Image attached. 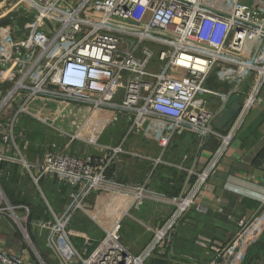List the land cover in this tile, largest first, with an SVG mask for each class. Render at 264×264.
<instances>
[{"label": "built area", "instance_id": "obj_1", "mask_svg": "<svg viewBox=\"0 0 264 264\" xmlns=\"http://www.w3.org/2000/svg\"><path fill=\"white\" fill-rule=\"evenodd\" d=\"M5 20L9 22L0 25V114L10 112L13 117L0 126V163L15 162L28 172L35 167V185L54 176L77 188L71 195L73 209L60 218L53 215V223L40 221L38 228L49 234L66 264H147L163 254L233 135L219 136L210 128L213 113L205 96L226 98L206 88L208 76L219 69L232 94L244 96L236 125L264 85V0H0V22ZM36 100L59 104L58 114L64 106L87 113L69 135L29 110ZM107 112L112 115L105 123L116 122L121 112L130 129L150 121L163 124L164 144L175 130L188 129L218 137L220 145L202 172L189 173L195 180L179 200L156 198L144 186H119L116 177L107 178L105 170L122 152L119 147H103L105 153L97 158L46 152L31 165L14 140L17 117L27 115L66 135L68 148L85 141L82 131L103 123ZM94 192H112L118 202L130 201L109 228L98 226L102 238L93 245L94 240L68 231L67 225L77 210L84 213L82 204ZM0 200L5 204L0 214L17 222L15 208L1 189ZM147 200L164 202L173 210L158 228L146 226L151 239L135 255L123 243L122 228L133 209ZM117 201L112 211L121 206ZM87 217L93 219L89 213ZM235 224L229 242L209 247L208 264H233L264 231V196L257 212ZM71 237L84 240L80 249ZM0 264L26 263L21 255L0 251Z\"/></svg>", "mask_w": 264, "mask_h": 264}, {"label": "crops", "instance_id": "obj_2", "mask_svg": "<svg viewBox=\"0 0 264 264\" xmlns=\"http://www.w3.org/2000/svg\"><path fill=\"white\" fill-rule=\"evenodd\" d=\"M206 88L226 98L225 101L215 95L205 96L213 113L211 130L219 136H227L232 132L233 135L215 171L195 197V205L181 217L173 232L171 242L166 245L167 247L165 246L166 251L157 255L156 259L161 261L208 264L211 259L209 247L211 245L223 246L229 242L236 232V220L241 217H250L257 212L264 196V85L257 96L255 105L238 125L235 123L243 106L244 96L232 94L230 86L222 82L218 69L213 70L208 76ZM105 115V117L102 116L103 123L82 131L80 136L85 141L74 142L75 147L82 145L92 149V153L85 155L91 158L101 157L105 153L103 147L109 149L119 147L122 152L114 155L109 164L114 165V177L123 181V183H118L119 186H144L145 190L156 198H180L195 180L194 175H189V173L202 172L220 145L218 137L212 135L203 137L200 133L188 129L175 130L169 138V140L173 139L170 140V144L169 140L164 144L162 138L166 128L163 129V124L157 121H150L142 128L130 129L123 113H118L117 121L109 122V124L105 122H108L106 120L110 118L112 112H107ZM58 134L64 138L67 137ZM88 140L99 147L86 144ZM133 143L139 144L134 145ZM106 152L110 153V157L112 156L111 151ZM23 157L27 159L26 156L23 155ZM38 160L39 158L35 157L31 165H35ZM18 165L19 172L27 174L31 180L32 176L37 174L35 167L28 172L21 164ZM188 177L189 180L183 191ZM45 178L54 180L55 177ZM35 186L40 189H38L40 197L45 200L39 185ZM55 195H59V192L56 191ZM89 198L92 199L89 202L92 210L89 212L92 213L93 219L87 217L90 225L88 233L94 237L92 238L94 245L101 238L102 233L99 227L109 228L113 220L122 214V208L130 200L123 198L118 202L119 200H116L112 192H94ZM116 201L117 203L122 202L121 206L113 208L112 211ZM143 204H152L154 208L157 207L161 211L166 210V214L161 219L159 218L155 227L142 220L141 211H136L138 208L131 212V217L124 221L122 228V240L130 252H132L130 246L134 242L141 246L140 252L151 239L146 226L158 228L173 210L171 206L158 200H147ZM45 206L46 213L50 217L47 222H54L53 215L58 218L64 216L65 211L56 212L47 201H45ZM108 207L111 208L110 212L107 210ZM23 209L24 212H15L17 222L6 214H0V251L21 255L26 264H45L25 228L29 209L26 207ZM40 221L42 220H33L31 226L32 233L39 241L38 250L46 257L48 264H60L48 242L49 234L37 226ZM182 231L184 232L183 237L179 238ZM76 234L81 233L76 232ZM261 235L249 247L259 243ZM73 245L77 249L81 247L78 244ZM177 247H180V250ZM249 247L237 257L233 264H245ZM139 252H132V254L136 255Z\"/></svg>", "mask_w": 264, "mask_h": 264}, {"label": "rangeland", "instance_id": "obj_3", "mask_svg": "<svg viewBox=\"0 0 264 264\" xmlns=\"http://www.w3.org/2000/svg\"><path fill=\"white\" fill-rule=\"evenodd\" d=\"M247 3H249V1H247ZM222 82H224L226 85L228 84L225 81H222ZM228 86H230V85H228ZM230 89H231V86H230ZM59 106H60L59 104H56L55 102H52V101L36 100L30 106L29 110L38 116L41 115L44 119L47 120V122L51 123L56 129H60L61 131H63L66 134L73 135L77 130L76 127L80 125V123L82 122L84 115L87 113V111L85 109L80 108V107H74V106H67L66 107V106H64L61 113L58 114L57 109ZM12 117H13V114L10 112H5L4 114L3 113L0 114V126H4L6 123L8 124V122L12 120ZM71 121H73L75 123L74 125H76V126H73L71 124ZM121 129H122V131H124L122 127H121ZM26 130H27V132L43 131L44 141L48 142V143H46L48 145V147H46L47 149L44 148L45 153L46 152H62L63 151L64 153H69L70 155H73V156L85 157V155H87L88 153L90 154L93 152L92 149L85 148L82 145H76V147H75L74 143H72L68 148H66L67 141L69 140L67 137L64 138L62 135H59L55 130H51L47 126L43 125L42 123L36 121L35 119H33L27 115H21V116L17 117L16 123L14 125V130H13L14 140H15V143L18 146V148H19V146L22 147L21 148L22 150L19 149L20 152L28 158H31V156L33 155V153L35 151H37V149L33 146V143L28 144L27 142H25L26 138L24 137L23 134L25 133ZM21 139H23L24 142ZM39 140H41V139H39ZM170 140H173V139H170ZM170 140L168 142L169 144H170ZM79 143H80V141H79ZM133 144L138 145L136 143H133ZM54 145H56V147ZM11 176L12 175H9L8 178H10ZM48 180H49V178H48ZM22 182H23V184H22L21 188L19 189L22 196L33 199L32 200L33 202H35L36 200L39 201L40 199H42L40 197L39 192H37L39 188L34 187L35 185L33 186L31 184V182H28V179H26V178ZM60 185H62L60 181H59V183L57 182L55 185L58 190H60V188H59ZM50 186H51V182H49L46 185V188H48ZM43 188H44V185H43ZM67 193H68V189L66 190V193L64 192V194H63L61 192V195L60 194L57 195L56 199L52 198V202L49 199L47 200L46 198H45V200L44 199H42V200L44 203H45V201H47L48 205L53 210H55L56 212L62 213L63 211H66L72 205V202H73L71 199V195L73 193H71L69 195V198H67ZM143 205L144 204H142L141 206H138L137 207L138 209L136 211H138V210L141 211L142 217H143L142 220L144 222H147V224H149L151 226H155L158 223V221L163 216H165V214H166L165 213L166 210L161 211L157 207L154 208L152 206V204H150V205L147 204L144 206ZM82 207H83L84 213L81 210L76 211L78 213H77V219H76V222L74 223V226H76V228H79V229L80 228H86V231L84 233H86V232L88 233V229L90 228V225H89L88 220L86 218H87V213H89L92 216V213L89 212V210H92V208L88 203L86 205L82 204ZM135 209H133V210H135ZM183 234H184V232L182 231L180 233L179 238H182ZM100 236L102 238V234ZM92 238H94V237H92ZM130 247H131L130 250L133 253H137L141 249L140 248L141 246L138 245V243L135 244V242ZM177 248L180 250V247H177ZM262 252L264 254V244H262ZM156 258L157 257H153V258L149 259L147 264H163V261L158 260ZM155 262H159V263H155ZM169 262H171V261H169ZM172 264H176V263L173 262ZM250 264H264V258H262L261 261L255 260Z\"/></svg>", "mask_w": 264, "mask_h": 264}, {"label": "trees", "instance_id": "obj_4", "mask_svg": "<svg viewBox=\"0 0 264 264\" xmlns=\"http://www.w3.org/2000/svg\"><path fill=\"white\" fill-rule=\"evenodd\" d=\"M8 22H9L8 20L2 21V22H0V25H4ZM16 22L20 26H22V24H23V21L19 20V19ZM25 133L23 134L24 137L26 138L25 142H27L28 144L33 143V146L37 149V151H35L33 153V155L31 156V158L26 157L27 158L26 161L29 164H31L34 162L35 156L40 159L45 154L44 151H45V149H47L46 147H48V145L46 144L48 142L44 141L43 131L27 132V130H26ZM39 139H41V140H39ZM21 140L23 141V139H21ZM21 148L22 147L19 146L20 150H22ZM19 169L20 168H19L18 164H13V163H9V162H1L0 163V189L3 193V195L5 196L6 200L8 201L9 205L11 207L15 208V212H17V213L18 212H24L23 207H26L29 209V215L27 216L25 228L27 230V233L29 235V238H30L33 246H35L36 250L38 251L40 258L43 260V262L45 264H48L46 257L43 255V253L41 251L38 250L39 241H38V238H36L34 236V234L32 233L31 226H32L33 220L47 221L48 219H50V217L46 213L47 208H46L45 203L43 202L42 199H40L39 201L36 200L35 202H33L32 201L33 199H30V198H27V197H24L21 195V192L19 191V189L21 188V186L23 184L22 181L25 180V178L28 179V182H31V184L33 186H34V184L31 180V178L27 174H21L19 172ZM9 175H12V176L10 178H8ZM105 175L109 179H112L114 177V175H115L114 165H109L106 168ZM116 181H117V183H123V181L120 180L119 178H116ZM49 182H51V186L46 188V185ZM57 182L59 183V181L56 179V177L54 178V180H48L47 178H42L38 182V185L41 188L43 194L45 195V198L47 200L49 199L51 202H52V198L56 199V196H57V195H55L56 191H57V193L59 192V194L61 195V192L64 194V192L66 193V190L68 189L67 198H69V195L71 193H74L75 191H77L76 187L70 186L68 184H64L62 182H61L62 185L59 186L60 190H58L55 186ZM43 185H44V188H43ZM34 187H36V186H34ZM92 194H94V193H92ZM89 197L84 200L83 205L84 204L86 205L87 203L89 204V202H91L92 199ZM0 204H1V207H5V204L2 201L0 202ZM77 211H79V210H77ZM77 213L78 212H75L73 214V216L71 217V219L67 225V230L73 231V232L75 231L78 233L81 232V234H84L87 237H89L90 239H92V237H91L92 235L90 233H87V232L84 233L86 231V228H80L79 229V228H76V226H74V223L76 222V219H77ZM261 234L262 235H261V239L259 240V243L254 244L253 246L249 247V249L247 250L246 259L244 262L245 264H250L255 260L261 261V259L264 258V254L262 252V244H264V231ZM70 239H71V242L73 244H76V245L78 244L81 246L83 245L84 240L82 238L71 237ZM162 261H163V264H172V262H168V260L167 261L162 260ZM159 262H155V263H159ZM176 264H181V263H176Z\"/></svg>", "mask_w": 264, "mask_h": 264}, {"label": "water", "instance_id": "obj_5", "mask_svg": "<svg viewBox=\"0 0 264 264\" xmlns=\"http://www.w3.org/2000/svg\"><path fill=\"white\" fill-rule=\"evenodd\" d=\"M51 88H53V87H51ZM196 132H197V131H196ZM198 133H199V132H198ZM201 135H202L203 137H205V134H201ZM188 180H189V177L187 178V180H186V182H185V185H184L183 191H184V189H185V187H186V185H187ZM182 194H183V193H182ZM182 194H181V196H182ZM181 196H180V198H181ZM180 198H179V200H180ZM72 209H73V205L70 206V208H69L67 214H68ZM67 214H66V215H67ZM48 242H49V244H50V246H51V248H52V251H53L54 254L57 256V258H58L60 264H66L65 261H64V260L61 258V256L59 255V253H58L56 247L54 246V244H53V242H52L51 237H49Z\"/></svg>", "mask_w": 264, "mask_h": 264}]
</instances>
